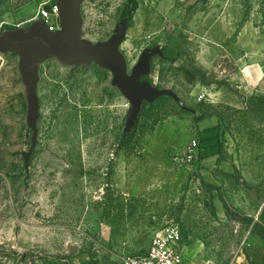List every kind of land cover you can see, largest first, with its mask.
<instances>
[{
	"label": "rangeland",
	"instance_id": "obj_1",
	"mask_svg": "<svg viewBox=\"0 0 264 264\" xmlns=\"http://www.w3.org/2000/svg\"><path fill=\"white\" fill-rule=\"evenodd\" d=\"M56 3L0 0V36L40 8L58 30ZM76 16L92 45L122 29L111 55L125 75L146 56L138 81L163 92L132 116L110 69L43 57L33 131L17 54L0 55V264H123L167 226L188 262L264 264V0H82Z\"/></svg>",
	"mask_w": 264,
	"mask_h": 264
},
{
	"label": "water",
	"instance_id": "obj_2",
	"mask_svg": "<svg viewBox=\"0 0 264 264\" xmlns=\"http://www.w3.org/2000/svg\"><path fill=\"white\" fill-rule=\"evenodd\" d=\"M82 0H57L58 19L60 28L50 31L44 25L43 19L38 18L27 27L7 31L0 36V55L5 52H15L22 80L21 92L26 101L25 125L35 131L37 100L34 89L38 80L37 62L40 58L51 57L57 65L70 68L76 63L82 66L94 61L100 68L112 71L113 85L131 99V115L133 116L143 100L152 101L162 90H152L147 84L138 81L139 76L147 70V57L143 65L132 75L123 73L117 57L111 52L119 43L122 29L104 43L92 45L81 38L80 22L76 16V7ZM198 0H189L190 4Z\"/></svg>",
	"mask_w": 264,
	"mask_h": 264
},
{
	"label": "built area",
	"instance_id": "obj_3",
	"mask_svg": "<svg viewBox=\"0 0 264 264\" xmlns=\"http://www.w3.org/2000/svg\"><path fill=\"white\" fill-rule=\"evenodd\" d=\"M53 13L58 14L57 7H54ZM38 14L39 18L43 19L44 25L48 30L55 31L57 29L55 23L50 20L48 11L40 8ZM181 237L182 233L178 227L167 226L154 233L149 249L144 255L130 257L123 264H182L183 258L179 247Z\"/></svg>",
	"mask_w": 264,
	"mask_h": 264
},
{
	"label": "crops",
	"instance_id": "obj_4",
	"mask_svg": "<svg viewBox=\"0 0 264 264\" xmlns=\"http://www.w3.org/2000/svg\"><path fill=\"white\" fill-rule=\"evenodd\" d=\"M206 120H208L211 124L210 125H204V124H202V126H201V130H208L209 131V136H213V135H210V133L212 134V130H213V128L214 127H216L217 126V122H216V120L214 119V118H207ZM207 121V122H208ZM209 136H207V137H209ZM181 253H182V258H183V262H182V264H195V263H193V262H188L187 261V258L185 257V252L183 251V250H181Z\"/></svg>",
	"mask_w": 264,
	"mask_h": 264
},
{
	"label": "trees",
	"instance_id": "obj_5",
	"mask_svg": "<svg viewBox=\"0 0 264 264\" xmlns=\"http://www.w3.org/2000/svg\"><path fill=\"white\" fill-rule=\"evenodd\" d=\"M212 137H208V138H206V140H208V139H211Z\"/></svg>",
	"mask_w": 264,
	"mask_h": 264
}]
</instances>
